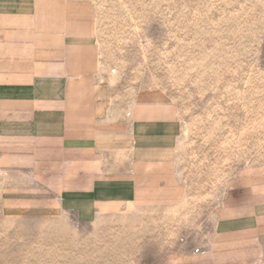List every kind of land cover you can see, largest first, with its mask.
<instances>
[{"label": "crops", "instance_id": "1", "mask_svg": "<svg viewBox=\"0 0 264 264\" xmlns=\"http://www.w3.org/2000/svg\"><path fill=\"white\" fill-rule=\"evenodd\" d=\"M90 0H0V176L18 215L81 219L184 195L174 109L110 82ZM209 231L174 264H264V164L224 183Z\"/></svg>", "mask_w": 264, "mask_h": 264}, {"label": "rangeland", "instance_id": "2", "mask_svg": "<svg viewBox=\"0 0 264 264\" xmlns=\"http://www.w3.org/2000/svg\"><path fill=\"white\" fill-rule=\"evenodd\" d=\"M90 1L109 81L174 109L184 195L90 219L18 215L5 172L0 264H174L207 235L225 181L264 164V0Z\"/></svg>", "mask_w": 264, "mask_h": 264}, {"label": "bare ground", "instance_id": "3", "mask_svg": "<svg viewBox=\"0 0 264 264\" xmlns=\"http://www.w3.org/2000/svg\"><path fill=\"white\" fill-rule=\"evenodd\" d=\"M189 198V197H188ZM186 200V199H185ZM184 201V200H183ZM188 201V200H187ZM192 202V201H191ZM188 204H190V203H188ZM185 205V204H184ZM188 206V205H187Z\"/></svg>", "mask_w": 264, "mask_h": 264}]
</instances>
